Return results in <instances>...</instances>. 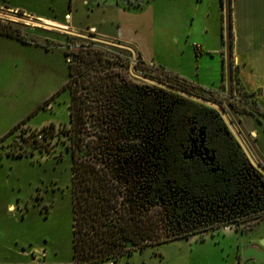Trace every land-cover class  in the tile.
Returning a JSON list of instances; mask_svg holds the SVG:
<instances>
[{
    "label": "trees",
    "instance_id": "trees-1",
    "mask_svg": "<svg viewBox=\"0 0 264 264\" xmlns=\"http://www.w3.org/2000/svg\"><path fill=\"white\" fill-rule=\"evenodd\" d=\"M0 35L27 43L1 23ZM101 55L92 48L64 52L70 58L69 79L54 95L70 93V127L64 136L71 157L72 264L117 262L226 225L244 223L236 228L244 233L263 221L264 174L252 165L220 113L142 84L130 71L121 75L115 58ZM159 71L144 75L219 104L224 101L216 90ZM232 85L233 91L241 86L234 69ZM231 104L239 115L264 117L251 100L235 98ZM53 129L51 124L42 132Z\"/></svg>",
    "mask_w": 264,
    "mask_h": 264
},
{
    "label": "rangeland",
    "instance_id": "rangeland-1",
    "mask_svg": "<svg viewBox=\"0 0 264 264\" xmlns=\"http://www.w3.org/2000/svg\"><path fill=\"white\" fill-rule=\"evenodd\" d=\"M95 2L89 0V5H85L83 0H0V6L6 7L0 11L38 21L37 17L41 16L66 25L70 23L66 20L71 19L81 28L102 26L101 20L113 12H91L92 7L99 3ZM185 2L157 0L156 24L148 31L153 35L155 67L138 63L137 58L134 71L143 76H157L159 68H163L205 88L216 85L218 81L214 80H219L222 65H215V60L206 54L208 49L203 40L207 25L204 23L203 31L198 27L196 32L199 20L196 18L194 33L188 35L184 30L181 36L177 34L178 27H174L177 14H180L179 10L173 9L185 6ZM214 6L213 0H204L202 6L205 12L211 11L207 27L210 34L215 31L211 23L215 15ZM184 14L181 15L187 28ZM0 23L27 41L22 43L0 36V139L18 123L26 121L0 141V264L30 261L34 264H72V173L70 153L66 150L69 139L64 136L70 127V93L65 90L54 96L69 79L70 58L65 57L64 52L74 53L80 48L97 50L103 59L115 58L116 65H121L118 70L121 75L130 71L132 54L125 49L1 16ZM105 25L112 28L111 23ZM80 33L92 34L87 31ZM195 44L202 46V54H196ZM203 55H207L204 59L209 61L205 63L202 60V65H199L198 58ZM136 80L143 84L142 80ZM224 95L225 87L223 98ZM233 95L232 100L250 101L240 85L236 86ZM40 106L42 109L35 112ZM32 113L33 116L28 118ZM239 116L251 131L247 127L250 115ZM51 124L54 125L53 130L42 132ZM261 139L263 136L259 137L260 142ZM22 151L26 152L25 156L14 155ZM11 205L12 209L9 208ZM243 226L244 223L226 225L194 235L193 239L148 247L112 264H236L237 238L225 229ZM260 230L264 232V227Z\"/></svg>",
    "mask_w": 264,
    "mask_h": 264
},
{
    "label": "crops",
    "instance_id": "crops-1",
    "mask_svg": "<svg viewBox=\"0 0 264 264\" xmlns=\"http://www.w3.org/2000/svg\"><path fill=\"white\" fill-rule=\"evenodd\" d=\"M102 3H97L92 7V11H102L112 13L106 19L101 20L103 26H89L81 28L73 24L71 19L68 25L58 24L41 16L37 18L45 23L55 26H62L71 30L81 32L87 31L96 34L98 37L107 38L112 41H117L129 45L135 49L143 62L147 65L155 67V59L152 54V33L154 23L156 24V9L157 0H94ZM96 3V2H95ZM184 3V2H183ZM186 5L175 7L173 10H179L177 20L174 21V27H178V36L182 35L183 31L186 34H193L195 31V19L199 18L196 24V32L198 27L203 31V24L208 27L211 21L210 12L204 11V0H186ZM83 4L89 5V0H83ZM214 18L213 22L215 31L210 34L209 29L205 27V40L203 45L208 49V55L215 60V65H222L221 75L218 84L206 88L216 90L221 96L224 94L225 87V71H224V11L223 0H213ZM185 7V10H184ZM0 8H6L0 6ZM13 10V9H10ZM183 10L185 12H183ZM14 12L16 9L13 10ZM175 13H178V12ZM185 13V14H184ZM184 14L186 26L183 24ZM205 15V16H204ZM67 16V15H65ZM210 20V21H209ZM111 27H107L108 24ZM105 25V26H104ZM199 25V26H198ZM148 26V27H147ZM203 34V35H204ZM150 35V37H149ZM207 36H212L208 38ZM231 41H232V65L243 90L249 95L251 101L264 110V0H231ZM196 54H202L203 48L197 44L194 45ZM207 55L198 58L199 65L201 62H208L209 59H204ZM217 58V59H216ZM182 78V77H181ZM216 83V82H214ZM200 86V85H199ZM203 87V86H202ZM248 126L251 131L256 132V144L264 154V118H254L249 116ZM263 136L261 142L259 137ZM258 137V140H257ZM10 209L13 206H9ZM264 227V220L259 222L250 231L241 233L235 229H225L227 233L234 234L237 238L236 245V264H264L259 262L255 257L249 256L247 259L242 257V254L249 248H255L264 251V232L260 230ZM195 238L190 237L189 240ZM25 255L26 252L22 251ZM3 264H11L3 262ZM24 264H34L32 261Z\"/></svg>",
    "mask_w": 264,
    "mask_h": 264
},
{
    "label": "water",
    "instance_id": "water-1",
    "mask_svg": "<svg viewBox=\"0 0 264 264\" xmlns=\"http://www.w3.org/2000/svg\"><path fill=\"white\" fill-rule=\"evenodd\" d=\"M223 11H224V71H225V95L223 104H219L217 102L211 101L209 99H205L201 96L192 94L190 92L181 90L177 87H173L156 79L140 75L134 71V66L136 60L138 58L137 52L135 49L129 45H126L121 42L112 41L109 39H104L101 37H97L93 34H85L80 33L71 29L58 27L55 25H51L49 23H45L42 21L34 20L29 17H22L16 13H11L7 11H0V16L19 21L26 24H32L34 26H39L43 28H47L50 30H57L66 34H72L81 38L89 39L93 42L107 44L110 46L118 47L121 49H125L132 54V62L130 65V73L137 79L145 81L147 83L156 85L158 87L173 91L178 93L186 98L192 99L199 103L205 104L217 110L223 120L225 121L227 127L229 128L232 135L235 137L245 154L247 155L248 159L252 163V165L257 168L261 173L264 174V155L259 150L256 144V132L249 131L239 114L233 108L231 104V100L233 97V85H232V41H231V0H223ZM231 229V228H229ZM236 230V227L233 228ZM253 256L259 262L264 263V251L258 250L255 248L247 249L243 254L242 257L247 259V257ZM112 264V263H107Z\"/></svg>",
    "mask_w": 264,
    "mask_h": 264
},
{
    "label": "flooded vegetation",
    "instance_id": "flooded-vegetation-1",
    "mask_svg": "<svg viewBox=\"0 0 264 264\" xmlns=\"http://www.w3.org/2000/svg\"><path fill=\"white\" fill-rule=\"evenodd\" d=\"M93 34V33H92ZM0 36H2V37H6V38H10V37H7V36H5V35H0ZM10 39H13V38H10Z\"/></svg>",
    "mask_w": 264,
    "mask_h": 264
}]
</instances>
